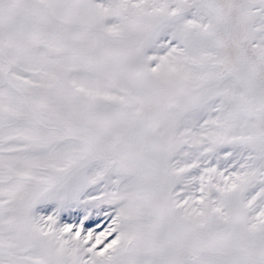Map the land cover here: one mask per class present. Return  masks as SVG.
<instances>
[{"label": "snow or ice", "instance_id": "6c2138e0", "mask_svg": "<svg viewBox=\"0 0 264 264\" xmlns=\"http://www.w3.org/2000/svg\"><path fill=\"white\" fill-rule=\"evenodd\" d=\"M0 264H264V0H0Z\"/></svg>", "mask_w": 264, "mask_h": 264}]
</instances>
